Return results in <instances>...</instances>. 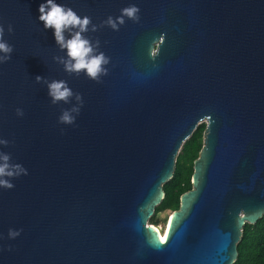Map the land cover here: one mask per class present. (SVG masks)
<instances>
[{
  "label": "water",
  "instance_id": "1",
  "mask_svg": "<svg viewBox=\"0 0 264 264\" xmlns=\"http://www.w3.org/2000/svg\"><path fill=\"white\" fill-rule=\"evenodd\" d=\"M56 2L97 25L135 4L140 21L86 34L111 58L98 83L53 60L66 50L39 20L46 0H0L14 48L0 63V151L28 170L0 188V264H232L242 224L264 213V0ZM36 76L82 94L73 125L58 123L72 104H51ZM201 122L191 188L160 239L147 219Z\"/></svg>",
  "mask_w": 264,
  "mask_h": 264
},
{
  "label": "clouds",
  "instance_id": "2",
  "mask_svg": "<svg viewBox=\"0 0 264 264\" xmlns=\"http://www.w3.org/2000/svg\"><path fill=\"white\" fill-rule=\"evenodd\" d=\"M39 13V20L43 22L44 29L54 30V38L59 50L62 52L66 50V55L54 56L53 60L63 65V70L69 76L79 77L83 73L86 78L98 83L101 82L102 76L108 75L107 65L111 58L100 51L101 42L98 38L92 39L86 34L95 33L105 26L113 31H119V28L126 23L125 18L134 23L140 21V9L135 4L122 8L119 16L115 18L109 16L99 25L94 24L91 17L87 15L81 17L71 7L57 3L56 0H46V3H41ZM7 31L13 32L11 24L8 25ZM4 33V26L0 24V53L3 54L0 55V63L10 60L11 53L14 51L13 46L4 40ZM35 81L47 86L51 104L57 105L61 102L72 104L68 109H61L58 123L73 125L84 104L82 94L74 92L66 80L49 81L44 77L36 76ZM16 114L22 117L24 112L17 108ZM9 144V140L0 139V145L7 147ZM22 175H28V170L19 163L11 162L10 153L0 151V188L13 189L15 185L11 181ZM21 231L9 229L8 237L15 239Z\"/></svg>",
  "mask_w": 264,
  "mask_h": 264
},
{
  "label": "trees",
  "instance_id": "3",
  "mask_svg": "<svg viewBox=\"0 0 264 264\" xmlns=\"http://www.w3.org/2000/svg\"><path fill=\"white\" fill-rule=\"evenodd\" d=\"M205 123L197 125L190 138L184 142L176 157L172 177L162 183L164 195L154 206L149 219L161 210L170 212L179 206L180 195L191 188L193 162L197 159L202 147ZM154 225V222H150ZM232 264H264V213L254 222H244L241 235L236 243V257Z\"/></svg>",
  "mask_w": 264,
  "mask_h": 264
},
{
  "label": "rangeland",
  "instance_id": "4",
  "mask_svg": "<svg viewBox=\"0 0 264 264\" xmlns=\"http://www.w3.org/2000/svg\"><path fill=\"white\" fill-rule=\"evenodd\" d=\"M170 211L168 209H164L161 211H158L154 216L153 219H147V223L154 222V225L156 229L160 232L163 233L165 230V225L167 222V219L169 217ZM151 224V223H150ZM153 225V224H152Z\"/></svg>",
  "mask_w": 264,
  "mask_h": 264
},
{
  "label": "bare ground",
  "instance_id": "5",
  "mask_svg": "<svg viewBox=\"0 0 264 264\" xmlns=\"http://www.w3.org/2000/svg\"><path fill=\"white\" fill-rule=\"evenodd\" d=\"M153 231H154L155 234H157L158 238H160V239L162 238V236H164V234H165V232H166V230H164L163 233H160V232L156 229V227H154V226H153Z\"/></svg>",
  "mask_w": 264,
  "mask_h": 264
}]
</instances>
